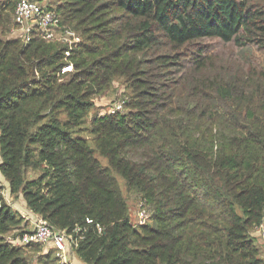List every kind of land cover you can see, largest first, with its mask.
<instances>
[{
  "label": "trees",
  "instance_id": "16d2710c",
  "mask_svg": "<svg viewBox=\"0 0 264 264\" xmlns=\"http://www.w3.org/2000/svg\"><path fill=\"white\" fill-rule=\"evenodd\" d=\"M17 1L0 0V172L11 194L56 228L80 227L87 264H264L252 236L264 224V61L200 45L187 66L179 54L211 38L263 50L264 0L49 3L82 36L66 74L63 43L14 35ZM117 80L136 90L128 108L87 127ZM119 177L148 205L145 224L133 223ZM3 188L0 264H29L5 237L23 217ZM55 253L41 263L63 264Z\"/></svg>",
  "mask_w": 264,
  "mask_h": 264
},
{
  "label": "built area",
  "instance_id": "2783aa9c",
  "mask_svg": "<svg viewBox=\"0 0 264 264\" xmlns=\"http://www.w3.org/2000/svg\"><path fill=\"white\" fill-rule=\"evenodd\" d=\"M13 18L14 27L12 31L25 44L30 43L36 34L46 41L63 43L67 47V61L61 67V73L66 74L75 71V66L68 57L71 51L82 43V37L73 27L63 23L61 15L56 10L51 9L40 0H18ZM125 107V99H115L106 114L121 113ZM2 194L5 198L4 189ZM150 216L151 211L148 205L145 200L140 199L133 223L136 226L145 224L149 221ZM87 222L91 223L92 220L88 218ZM99 230L102 231L101 228ZM256 230L264 235V224L257 227ZM75 233L76 236L65 229L56 228L46 219L37 215L31 229L25 230L17 238L10 241L21 246L36 244L50 246L51 249L57 252L61 263L72 264L69 259V252L76 251L80 240L84 238V232L80 227L75 229Z\"/></svg>",
  "mask_w": 264,
  "mask_h": 264
},
{
  "label": "rangeland",
  "instance_id": "374dc122",
  "mask_svg": "<svg viewBox=\"0 0 264 264\" xmlns=\"http://www.w3.org/2000/svg\"><path fill=\"white\" fill-rule=\"evenodd\" d=\"M41 2L45 4L52 3L54 5L60 3L62 0H40ZM81 36V35H80ZM82 37V36H81ZM200 45L206 47V50L208 51L209 55L214 56V58H220L224 59L225 61L234 60L237 59L241 62H246L249 59H255L257 61H264V49L260 50L256 46H249L248 48H241L238 47L234 42H224L220 39L211 38V39H203L198 41L195 46L191 47H184L179 51L180 54V61L181 63L189 66V63L191 59L196 55L195 51H197L198 47ZM155 79V78H153ZM159 81V80H155ZM136 93V90L133 87L127 86V84H124V80H117L115 82V86L110 89L105 94L99 95L95 97V105L91 108L88 120H87V127H90L91 120L94 116L98 115H104L107 113L109 106L115 99H125L126 100V108H128L127 105L132 101V96ZM83 135H89L88 130L83 133ZM105 162V160H104ZM38 171L30 170L29 176H36ZM0 177L2 175L0 174ZM120 180V186L123 192V195L126 197L129 205V212L132 221H134V217L136 215V209L137 205L140 201V197L134 192L128 190L125 182L122 180V178L119 177ZM1 183V182H0ZM11 204H16V207H19L21 211L24 213L26 212L25 208H27L26 202L23 198V196L15 197L13 196V200L10 201ZM22 204V205H20ZM22 215V213H21ZM23 217V216H22ZM21 222V228H17V230H13L5 235V237L8 240L17 238L19 235L22 234L21 231H25L32 228V223L30 220H27L25 217L22 218ZM25 229V230H23ZM252 236L255 237V241L260 248L261 255L264 257V235L261 232H257L254 230L252 232ZM26 247L25 253L28 258L29 264H43L41 263V257H43L44 254H47L51 251L50 246L43 245V244H36V245H29L24 246ZM56 252V251H55ZM57 252L55 253V255ZM58 256V255H57Z\"/></svg>",
  "mask_w": 264,
  "mask_h": 264
},
{
  "label": "crops",
  "instance_id": "0c3cea01",
  "mask_svg": "<svg viewBox=\"0 0 264 264\" xmlns=\"http://www.w3.org/2000/svg\"><path fill=\"white\" fill-rule=\"evenodd\" d=\"M0 174L2 175V177H0V184L4 187L3 189H4V195H5V199H6V201L8 202V203H10L11 204V202H9V200L10 201H12L13 200V195L11 194V192H10V189H9V183H8V181H7V179L3 176V174L0 172ZM17 211H19L20 213H22V216L23 217H25L27 220H30L31 221V223H32V225H33V221L35 220V218H36V216H37V214H35L34 212H32L30 209H28V207L26 208V207H24L22 204H20V205H22L24 208H25V210H26V212L24 213L23 211H21L20 210V208L19 207H16L14 204H11ZM69 259H70V262L72 263V264H87V263H85L80 257H79V255L77 254V252L76 251H72V252H69Z\"/></svg>",
  "mask_w": 264,
  "mask_h": 264
}]
</instances>
